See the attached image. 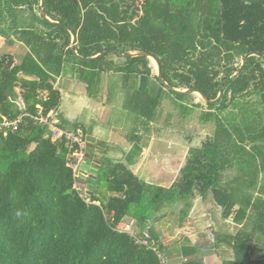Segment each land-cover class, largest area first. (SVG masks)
I'll return each instance as SVG.
<instances>
[{"label": "trees", "instance_id": "16d2710c", "mask_svg": "<svg viewBox=\"0 0 264 264\" xmlns=\"http://www.w3.org/2000/svg\"><path fill=\"white\" fill-rule=\"evenodd\" d=\"M43 2L49 19L75 33L80 56L143 51L159 62L170 86L197 90L209 100L222 96L211 104L168 91L146 57L79 61L69 32L42 19L39 0H0V40L26 49L19 63L0 55V124L41 110L52 113L63 131H85L59 111L62 94L54 79L76 81L97 99L103 82L119 75L121 108L140 127L126 136L131 147L120 161L107 158L108 145L87 143L91 178L75 176L67 164L77 146L53 141L48 126L25 116L18 130L0 131V264H204L203 249L187 239L162 243L152 217L180 205L181 226L196 197H210L222 221L235 227L212 233L207 252L224 256L221 264H264V59L248 58L224 83L247 53L264 55V0ZM168 94L180 109H200L201 121L214 131L188 149L176 179L164 187L132 168ZM77 181L89 195L74 187ZM123 222H132L146 244L118 231Z\"/></svg>", "mask_w": 264, "mask_h": 264}, {"label": "rangeland", "instance_id": "374dc122", "mask_svg": "<svg viewBox=\"0 0 264 264\" xmlns=\"http://www.w3.org/2000/svg\"><path fill=\"white\" fill-rule=\"evenodd\" d=\"M25 51L26 49L19 42L6 43L0 40V55L11 54L15 63L20 62ZM151 64L154 66L152 61ZM60 79H54L62 94L59 111L69 122H78L85 129L83 131L81 127L77 128L84 138L82 155L85 154L87 143L93 141L108 145L110 151L107 153V158L120 161L123 154L131 147L126 136L134 131H140L136 117L121 108L124 91L120 87V76L115 75L103 82L97 99L87 97L83 93L82 86L76 81H70L68 78ZM16 91L18 93V89ZM169 97L172 95L168 94L163 101L159 121L152 126L147 147L132 168L133 172L147 183L164 187H168L176 179L188 149L199 145L202 139L211 136L214 131L211 123L201 121L200 109H191L189 112L186 111L187 108L180 109ZM198 102L196 98L194 103ZM183 105L191 106L188 102H184ZM201 108L206 110L205 106ZM49 115L58 123L52 113ZM74 154L75 152L73 158ZM67 165L71 166L70 163ZM76 174L77 177H88L87 173ZM74 187L81 191L83 197L89 195L86 186L81 182H75ZM180 208V205L172 207L163 218L160 217V213H152V217L157 220L154 222V228L160 236V241L166 245L174 242L180 245L183 244V239H187L191 245H198L201 250L203 249L204 264H221L224 256L207 252L213 241L212 233L218 230L232 232L235 227L230 221H222L220 210L214 206L210 197L206 202H201L196 197L181 226L177 220ZM179 261L175 259L171 263L176 264Z\"/></svg>", "mask_w": 264, "mask_h": 264}, {"label": "water", "instance_id": "95a60500", "mask_svg": "<svg viewBox=\"0 0 264 264\" xmlns=\"http://www.w3.org/2000/svg\"><path fill=\"white\" fill-rule=\"evenodd\" d=\"M39 7H40V15H41V17H42V19L44 21H46L50 25H57V26L63 27L69 32L70 37H71L70 50L72 51L74 57H76L79 61L92 62V61H95V60L105 56V55L119 56V57H122V58L146 57V58H148L149 60H151L154 63L155 74H156L158 80L160 81V83L162 85H164L167 88L168 91L176 93V94H179V95L194 94L199 99H201L203 102L211 103V104L216 103L222 96L221 92H219L218 96L216 97V99L209 100L204 94H202L201 92H199L197 90H194V89H177V88H174V87L170 86L166 81H164V79L161 76V69H160L159 62L155 58H153L151 55H149V54H147L146 52H143V51H127V52H124V53H116L114 51H104V52L99 53V54H97V55H95L93 57L84 58V57L80 56L75 50V43H76V35H75V33L70 28H68L66 25H64L62 23H59V22H56V21H52L51 19L48 18V16L46 15V12L44 10V2H43V0H39ZM252 56L264 59V55L258 54L256 52L247 53L241 59L240 66L235 71L231 72L228 75V77L225 79L224 83H226L230 78L236 76L239 72H241L242 69L245 66V63H246L247 59L252 57ZM221 88H223V86H221ZM81 170L88 174V177L82 176L83 178L94 177L95 170L91 167L89 159H87V158L84 159V161H83V163L81 165Z\"/></svg>", "mask_w": 264, "mask_h": 264}, {"label": "built area", "instance_id": "2783aa9c", "mask_svg": "<svg viewBox=\"0 0 264 264\" xmlns=\"http://www.w3.org/2000/svg\"><path fill=\"white\" fill-rule=\"evenodd\" d=\"M27 116L30 117L34 123L39 124L40 126H48L51 129L52 132V139L53 141L63 138L67 143H69L71 146H77V150L74 154V160L70 162V168L74 172L75 176L77 177V172L85 173L81 170L82 162L84 161L85 157L82 155L83 145H84V138L83 135L80 133L79 130H70V131H63L57 127V123L53 120L51 115L49 113L47 115H43L42 111L38 113V116H29L28 114H24L21 116H18L14 120H3L0 124V131H6V130H12L16 131L19 128V125L23 122V118ZM117 230L120 232H125L132 237H134L135 241L137 243L146 244V241L142 240L140 241L138 237H136V233L133 229L132 222L126 223H120L117 226Z\"/></svg>", "mask_w": 264, "mask_h": 264}]
</instances>
